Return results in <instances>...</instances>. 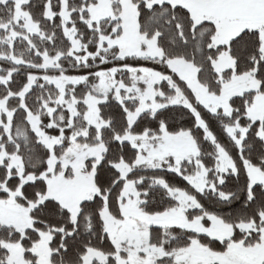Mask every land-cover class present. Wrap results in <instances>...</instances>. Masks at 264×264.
Here are the masks:
<instances>
[{"label":"snow or ice","instance_id":"obj_1","mask_svg":"<svg viewBox=\"0 0 264 264\" xmlns=\"http://www.w3.org/2000/svg\"><path fill=\"white\" fill-rule=\"evenodd\" d=\"M0 264H264V0H0Z\"/></svg>","mask_w":264,"mask_h":264}]
</instances>
